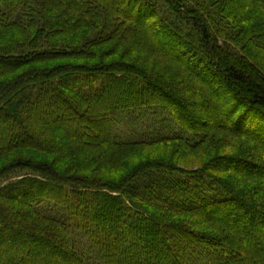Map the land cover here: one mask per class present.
<instances>
[{
	"label": "trees",
	"instance_id": "16d2710c",
	"mask_svg": "<svg viewBox=\"0 0 264 264\" xmlns=\"http://www.w3.org/2000/svg\"><path fill=\"white\" fill-rule=\"evenodd\" d=\"M29 242L0 264H264V0H0V247Z\"/></svg>",
	"mask_w": 264,
	"mask_h": 264
},
{
	"label": "rangeland",
	"instance_id": "374dc122",
	"mask_svg": "<svg viewBox=\"0 0 264 264\" xmlns=\"http://www.w3.org/2000/svg\"><path fill=\"white\" fill-rule=\"evenodd\" d=\"M157 40L160 42V41L163 40V37H161L160 35H158ZM223 85H224L223 82H221V84H219V86H221L222 89H220L218 92H215V93H216L217 96H219L220 98L225 99V100L227 101V99H229V97H228L227 91H226V89L224 88ZM211 87H212V89L214 90V89L216 88V84H215V83L212 84ZM198 107H199V104H196V105L194 106V108H196V109H197ZM82 121H85V117H84V116H83ZM180 194H181V193H180ZM172 195H173V193H169V196H172ZM244 209H245L244 206L241 205V206L238 208V210L236 211L237 216L245 217V210H244ZM223 220H225V221H229L228 219H225V218H223ZM119 231H120L119 224H118V225H117V224H116V225L114 224V225H113V228L111 229V231H109L108 234L106 235V238L109 239L110 236H111V234L113 235V234H116V233H117L116 235H119ZM2 234H3V235L10 234V231H8L7 228H5V229H3ZM127 241H128L127 244H126V245L124 244V245L122 246V248L120 249V253L123 255V257H124V256H127V253H128V252H127V249H128L127 247H128V245H129V243H130L131 241H133V239L130 238V237H127ZM26 246H27V247H30V248L41 249V250H43V251L49 249L48 245H42V244L37 243V242H29L28 245L26 244V245L24 246V249L21 250V251H19V252H15L14 250H11V249L8 248V247H0V252H3L4 254H6L7 258H10L11 261H13V262L16 263V258H15V256L28 254L27 252H25ZM49 250H50V249H49ZM154 257H155V256H154ZM34 258H35V257H34ZM35 259L43 260V259L40 258V257H39V258L36 257ZM44 261L47 262V263H49V264H62L63 261H66V258L64 259L63 257H58V259H55V260H53V261H51V262L48 261V260H45V259H44ZM1 262H3V261H0V263H1Z\"/></svg>",
	"mask_w": 264,
	"mask_h": 264
}]
</instances>
